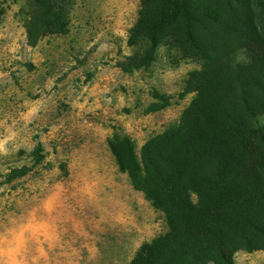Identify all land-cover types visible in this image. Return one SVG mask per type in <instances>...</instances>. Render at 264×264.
I'll use <instances>...</instances> for the list:
<instances>
[{
	"label": "rangeland",
	"instance_id": "374dc122",
	"mask_svg": "<svg viewBox=\"0 0 264 264\" xmlns=\"http://www.w3.org/2000/svg\"><path fill=\"white\" fill-rule=\"evenodd\" d=\"M139 4L77 0L65 35L30 46L22 3L0 0V264H129L167 232L107 139L124 134L138 153L176 124L201 62L159 45L149 66L129 70L144 49L127 43ZM15 169L24 175L11 178ZM233 262L264 264V252L239 251Z\"/></svg>",
	"mask_w": 264,
	"mask_h": 264
},
{
	"label": "trees",
	"instance_id": "16d2710c",
	"mask_svg": "<svg viewBox=\"0 0 264 264\" xmlns=\"http://www.w3.org/2000/svg\"><path fill=\"white\" fill-rule=\"evenodd\" d=\"M17 1L34 46L68 32L77 0ZM127 43L144 46L129 70L149 66L159 45L201 62L187 74L193 97L176 124L138 153L124 134L107 139L119 171L167 225L129 264H234L236 252H264V0H140ZM41 152L38 144L31 156L39 162Z\"/></svg>",
	"mask_w": 264,
	"mask_h": 264
}]
</instances>
